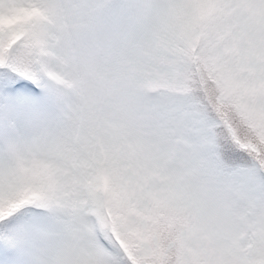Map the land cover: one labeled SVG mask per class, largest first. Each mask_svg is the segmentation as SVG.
I'll use <instances>...</instances> for the list:
<instances>
[{
	"label": "snow or ice",
	"instance_id": "snow-or-ice-1",
	"mask_svg": "<svg viewBox=\"0 0 264 264\" xmlns=\"http://www.w3.org/2000/svg\"><path fill=\"white\" fill-rule=\"evenodd\" d=\"M0 264H264V0H0Z\"/></svg>",
	"mask_w": 264,
	"mask_h": 264
}]
</instances>
